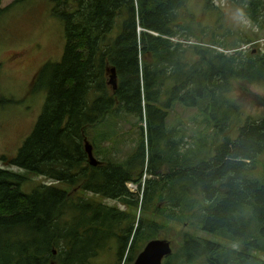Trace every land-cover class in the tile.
<instances>
[{
  "label": "trees",
  "instance_id": "1",
  "mask_svg": "<svg viewBox=\"0 0 264 264\" xmlns=\"http://www.w3.org/2000/svg\"><path fill=\"white\" fill-rule=\"evenodd\" d=\"M232 1L264 29V0ZM189 2L53 0L65 45L60 62L44 65L32 81L47 91L31 132L13 159L1 158L0 264H92L111 238L119 241L120 257L138 242L159 239L168 223L180 240L162 264H264V168L256 175L264 118L239 128L232 141L213 143L236 123L233 82L262 83L264 56L201 41L200 27L187 23ZM111 69L115 90L108 85ZM177 106L193 110L188 124L199 120L198 127L189 132L177 119L168 130ZM108 119L140 125L124 161L102 147L116 131L107 129ZM86 143L104 157L96 166ZM165 164L169 171L161 177ZM32 177L52 184H32L27 192ZM128 184L137 186L135 193Z\"/></svg>",
  "mask_w": 264,
  "mask_h": 264
},
{
  "label": "rangeland",
  "instance_id": "2",
  "mask_svg": "<svg viewBox=\"0 0 264 264\" xmlns=\"http://www.w3.org/2000/svg\"><path fill=\"white\" fill-rule=\"evenodd\" d=\"M11 3L12 0H0V8L3 9L0 15V99L7 101L0 105V167L4 166L1 158L10 160L15 157L41 114L47 89L41 84L38 88H32L31 84L35 75L44 65L59 63L65 45L62 23L52 14L53 0H26L9 6ZM212 5L217 8L211 7ZM187 12L191 16L187 23L193 27H200L202 30H200L202 32L200 40L204 43L212 41L225 46L238 45V37L243 34L251 42H255L256 47L243 44L241 50L249 52L257 48L256 54L264 56V30L251 26L241 12L232 10L230 0H190ZM188 43L194 44L195 41L189 40ZM231 88L230 101L235 109L236 118L233 120L236 123L230 129L227 126L224 127L219 132V136L213 138L214 146L225 140H234L239 128L259 121L264 116V105L261 103L264 99V81L262 83L234 81ZM169 114L168 130L177 122V119L183 120V127L189 132L192 128L198 127L199 120L197 123L188 124L189 120L194 117L193 110L181 109L177 106L172 107ZM139 126L136 120L126 119L116 123L114 119H108L107 129L114 127L116 130L115 133L112 132L111 140L102 146L109 150L110 159L118 162L124 161L129 153L133 154L136 144L130 142L138 139ZM186 141L191 145V134ZM92 155L96 162L104 159L102 156L97 158L94 150H92ZM259 160L260 164L256 170L258 176L263 175L264 155L263 158L259 157ZM10 170L20 172L13 167ZM168 171L169 165L165 164L158 172L161 177H165ZM143 177L149 179L146 174ZM39 183L52 184L46 178L32 177L25 191H30L32 184ZM53 184L56 185V183ZM55 187L66 189L67 192L72 190L62 183H57ZM131 191L135 192L136 189L131 188ZM76 192L73 191L74 194ZM173 195L174 193L170 194V196ZM102 203L118 208L121 212L127 210L118 201L103 200ZM156 206L159 207V204L153 205V207ZM135 224L136 221L133 225ZM167 226L157 232L158 238L168 241L174 250L175 246L178 248L177 243L180 239L175 230H172L173 224L168 223ZM125 227L127 223H121L120 228ZM112 229V233L119 232L118 226ZM200 235L210 238L204 233ZM215 241L238 251L243 250L222 238ZM146 243L138 242L130 253L129 248H126L119 257V241L111 238L104 247L100 248L99 255L92 261V264H133ZM260 255L264 257V254Z\"/></svg>",
  "mask_w": 264,
  "mask_h": 264
},
{
  "label": "water",
  "instance_id": "3",
  "mask_svg": "<svg viewBox=\"0 0 264 264\" xmlns=\"http://www.w3.org/2000/svg\"><path fill=\"white\" fill-rule=\"evenodd\" d=\"M108 85L112 90L116 88V74L114 69L108 71ZM87 156L92 166H96L97 162L92 155V147L88 143L85 144ZM171 245L165 240L149 241L143 250L138 254L133 264H161L163 259L171 253Z\"/></svg>",
  "mask_w": 264,
  "mask_h": 264
},
{
  "label": "flooded vegetation",
  "instance_id": "4",
  "mask_svg": "<svg viewBox=\"0 0 264 264\" xmlns=\"http://www.w3.org/2000/svg\"><path fill=\"white\" fill-rule=\"evenodd\" d=\"M211 7H214V8H217V6H211ZM231 8H232V10H236V11H239L238 10V5L236 4V3H234L233 1H232V3H231ZM252 10V9H251ZM240 12V11H239ZM251 12V11H250ZM246 21H247V23L248 24H250L251 26H253V27H255L256 26V23H255V21L254 20H252V19H246ZM264 23V22H263ZM246 33V32H245ZM241 37V38H240ZM238 40H239V44H238V47H240V49H241V45H243L244 43H246V42H248V43H246V44H251L253 47H256V44H255V42H251V40L250 39H248V38H246V36L245 35H243V34H241V35H239V37H238ZM248 52V51H247ZM248 53H250V54H252V55H256V53H257V48H255V49H253V50H250Z\"/></svg>",
  "mask_w": 264,
  "mask_h": 264
},
{
  "label": "built area",
  "instance_id": "5",
  "mask_svg": "<svg viewBox=\"0 0 264 264\" xmlns=\"http://www.w3.org/2000/svg\"><path fill=\"white\" fill-rule=\"evenodd\" d=\"M131 188L136 189V185H130Z\"/></svg>",
  "mask_w": 264,
  "mask_h": 264
}]
</instances>
